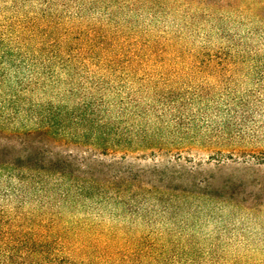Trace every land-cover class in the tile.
Segmentation results:
<instances>
[{
  "label": "trees",
  "instance_id": "1",
  "mask_svg": "<svg viewBox=\"0 0 264 264\" xmlns=\"http://www.w3.org/2000/svg\"><path fill=\"white\" fill-rule=\"evenodd\" d=\"M202 1L215 8L221 2ZM88 3L81 12L105 11L107 22L102 27L119 28L123 22L132 24L140 12L163 7L162 0ZM119 13L126 20H119ZM160 17L152 13L154 20ZM228 29L218 23L225 45L215 53L203 47L192 57L193 64L218 74L226 67L247 64L264 86V17L243 36L230 35ZM117 35L124 39L121 44L99 26L87 33L30 30L0 35V138L16 142L0 147V264H229L224 257L205 256L183 242L188 225L177 218L182 205L173 203L172 197L159 201L162 212L171 209L177 219L176 228L166 234L175 233L178 238L166 240L151 231L133 239L116 235L102 241L91 234L72 233L63 220L64 209L75 208L82 200L120 212L118 218L151 217L150 212L141 213L145 204L131 197L132 190L164 189L144 187L143 178L148 176L129 161L132 154L183 151L185 148L175 144L165 148L157 140L198 135L203 130L200 122L207 124L205 132L210 137L230 140L239 133L236 128L249 121L252 106L247 100H228L223 108L215 105V112L209 114L203 108L195 112L188 104L174 106L179 101L165 97L146 107L133 98L122 80L111 86L107 75L120 80L123 71L122 76L129 77L131 71L124 72L127 64L144 61L139 55L124 59L129 36L120 31ZM171 48L168 45L166 50ZM107 92L113 94V100ZM69 144L85 150L75 155L59 150ZM101 156L111 159L106 162ZM154 176V182L160 184L174 179L164 172ZM203 185L193 183L191 189L201 190ZM28 205L31 211L26 210ZM91 230L99 232L97 226ZM232 264L239 262L232 260Z\"/></svg>",
  "mask_w": 264,
  "mask_h": 264
},
{
  "label": "rangeland",
  "instance_id": "2",
  "mask_svg": "<svg viewBox=\"0 0 264 264\" xmlns=\"http://www.w3.org/2000/svg\"><path fill=\"white\" fill-rule=\"evenodd\" d=\"M162 1L161 9L140 12L132 24L123 22L119 28L102 27L107 22L105 11L81 12L88 0H0V35L30 30L87 33L99 26L112 39H120V44L124 39L117 31L129 36L123 58L139 55L144 61L127 64L124 72L131 71L132 76H122V71L120 80L109 74L106 81L116 86L122 80L133 98L146 107L157 105L164 97L179 101L174 106L188 104L194 111L203 108L209 114L215 112V105L223 108L228 100H247L252 106L249 121L238 126L239 133L230 140L210 137L205 132L207 124L200 122L203 130L198 135H171L157 140L165 148L175 144L185 148L183 151L162 149L147 151V156H141L142 152L130 156L129 161L148 176L143 178L145 188L155 185L164 189L132 190L131 197L145 204L141 213L150 212L151 217L118 218L120 212L82 200L77 207L64 209L63 220L73 229L72 233L91 234L102 241L116 235L133 239L151 231L166 240L178 238L175 233L171 237L166 234L176 228L177 219H173L171 209L163 213L159 201L172 197L173 203L182 205L177 218L185 219L188 225L182 240L195 251L224 257L229 264L232 260L239 264H264V86L258 82L253 66L226 67L218 74L213 69L197 68L192 58L203 47L215 53L225 45L217 30L220 22L229 28L230 35L242 36L249 28L260 25L264 0H221L219 8L202 0ZM154 12L161 17L154 20ZM125 18L119 13V20ZM168 45H173L170 52L166 50ZM106 94L113 100L111 92ZM9 143L16 144L0 138V147ZM59 150L75 155L85 148L69 144ZM100 158L106 162L111 159ZM159 172L172 174L174 179L164 184L154 182V175ZM193 183L204 185L201 190H192ZM26 210L31 211L32 206ZM96 226L103 235L91 230Z\"/></svg>",
  "mask_w": 264,
  "mask_h": 264
}]
</instances>
